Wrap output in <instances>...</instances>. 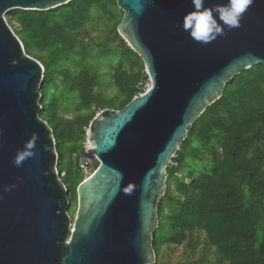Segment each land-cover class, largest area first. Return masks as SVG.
<instances>
[{"label":"water","instance_id":"95a60500","mask_svg":"<svg viewBox=\"0 0 264 264\" xmlns=\"http://www.w3.org/2000/svg\"><path fill=\"white\" fill-rule=\"evenodd\" d=\"M71 1L0 0V264H155L167 167L227 84L264 66V0H253L240 27H225L209 44L180 27L191 0H115L123 12L117 33L141 58L151 85L91 122L87 138L98 167L77 188L75 219L52 130L39 117L44 67L5 21L12 10L48 11ZM223 3L205 0L206 7ZM33 133L35 155L14 166Z\"/></svg>","mask_w":264,"mask_h":264},{"label":"trees","instance_id":"16d2710c","mask_svg":"<svg viewBox=\"0 0 264 264\" xmlns=\"http://www.w3.org/2000/svg\"><path fill=\"white\" fill-rule=\"evenodd\" d=\"M7 15L25 53L44 67L39 117L52 130L58 177L76 202L85 129L98 111L106 116L108 110H122L144 93V64L117 33L123 12L115 0H72L48 11ZM91 22L102 37H89ZM112 59L100 74L99 62ZM108 86L111 96L105 94ZM61 107L75 116L64 119ZM263 120L264 66L256 65L227 84L189 128L167 167L153 234L155 264L163 247L185 242L193 254L203 243L215 255L189 264H264Z\"/></svg>","mask_w":264,"mask_h":264},{"label":"clouds","instance_id":"9594fccd","mask_svg":"<svg viewBox=\"0 0 264 264\" xmlns=\"http://www.w3.org/2000/svg\"><path fill=\"white\" fill-rule=\"evenodd\" d=\"M253 0H226V3L214 7H206L205 0H191L192 11L182 17L181 29L197 43L209 44L218 36L224 35V28H239L243 14L248 10ZM38 137L33 133L22 149H18L12 163L20 167L22 163L35 155ZM15 185L8 186L4 191H10Z\"/></svg>","mask_w":264,"mask_h":264},{"label":"rangeland","instance_id":"374dc122","mask_svg":"<svg viewBox=\"0 0 264 264\" xmlns=\"http://www.w3.org/2000/svg\"><path fill=\"white\" fill-rule=\"evenodd\" d=\"M5 21L8 24L9 28L13 31L12 25L9 23V18L8 15L5 16ZM86 32L88 33L89 37L91 38H100L104 35V32L96 27L95 22H91L87 29ZM125 42V41H124ZM115 63V60L112 59L109 63H105L104 60H101L98 64V71L99 73H104V71L108 70L109 65ZM105 81V80H104ZM151 85L149 80L145 82L144 84V89H147V87ZM113 90L111 87H107L105 90L106 95H113ZM62 108L58 111V114L62 116L64 119H72L75 116V113L73 111L70 112H63ZM64 109V108H63ZM103 111H98V113H101ZM96 114V115H97ZM91 124V123H90ZM89 126L85 129L88 130ZM84 180V179H82ZM70 195V194H69ZM76 211H77V201L75 202L74 200L71 201V206L69 208V216L72 219H75L76 216ZM204 237L203 233H200V239L202 240ZM200 240V241H201ZM213 249H209L208 247L204 246L203 243L201 246L196 250V252L193 254L191 253V250L187 248L186 242L180 246H165L163 247L162 250V256L159 260V264H189L192 262L197 261L198 259H201L203 256H209V260H215V255L211 251ZM215 264V263H213Z\"/></svg>","mask_w":264,"mask_h":264},{"label":"built area","instance_id":"2783aa9c","mask_svg":"<svg viewBox=\"0 0 264 264\" xmlns=\"http://www.w3.org/2000/svg\"><path fill=\"white\" fill-rule=\"evenodd\" d=\"M149 88L150 85L147 87V89H144V92H146ZM89 129L85 130L84 139L81 142V153L77 157L78 170L84 180L94 173L95 165L98 163L95 155L92 152L91 144L87 138Z\"/></svg>","mask_w":264,"mask_h":264}]
</instances>
